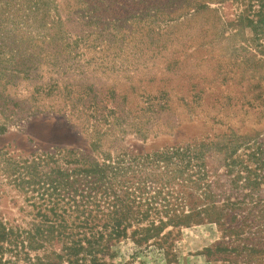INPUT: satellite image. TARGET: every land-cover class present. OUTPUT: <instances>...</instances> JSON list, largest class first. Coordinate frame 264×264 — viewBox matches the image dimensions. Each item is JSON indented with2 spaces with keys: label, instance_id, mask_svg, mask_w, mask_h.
<instances>
[{
  "label": "rangeland",
  "instance_id": "rangeland-1",
  "mask_svg": "<svg viewBox=\"0 0 264 264\" xmlns=\"http://www.w3.org/2000/svg\"><path fill=\"white\" fill-rule=\"evenodd\" d=\"M84 1L96 10L99 27L87 29L76 0H56L63 31L71 37L91 29L100 33L75 49L78 60L64 61L69 50L51 45L29 78L14 75L11 65L0 73V217L5 221L29 220L19 210L23 194L13 185L12 163L51 146L86 150L102 135L100 152L112 154L223 136L264 140V65L240 63L248 57L240 48L251 34L229 23L240 12L237 2L197 7L195 1L207 0ZM55 58L60 69L52 65ZM146 96L169 100L164 108L154 107L155 117L137 125L146 135L137 134L131 120L113 126L111 117L108 123L97 121L110 111L142 113ZM259 197L264 199V188ZM220 241L212 224L182 228L169 240L173 256L125 241L115 247L111 263L229 264L206 255ZM251 257L252 264H264V255Z\"/></svg>",
  "mask_w": 264,
  "mask_h": 264
},
{
  "label": "trees",
  "instance_id": "trees-1",
  "mask_svg": "<svg viewBox=\"0 0 264 264\" xmlns=\"http://www.w3.org/2000/svg\"><path fill=\"white\" fill-rule=\"evenodd\" d=\"M76 2L87 29L99 27L96 10L84 0ZM228 2L240 5L230 25L251 34L240 48L248 57L242 56L240 63L264 65V0L195 1V6ZM57 11L56 0H0V73L11 65L14 75L29 78L46 61L51 45L69 50L64 61H76L80 56L75 49L100 34L91 29L71 37L62 30L65 21ZM59 62L55 58L53 67L60 69ZM53 85L56 81L47 91ZM163 100L146 96L142 113L110 111L97 121L108 123L111 117L113 126L131 120L133 130L143 136L146 132L137 125L157 115L155 106L168 105ZM101 137L93 138L86 150L51 146L12 163L13 185L23 194L19 210L29 220L18 224L0 217V264H112L115 247L125 241L154 247L168 258L173 256V231L202 224L221 232V241L206 250L207 256L252 264L250 256L264 255V199L259 197L264 140L223 136L154 152L111 154L100 152ZM226 188L231 193L224 194Z\"/></svg>",
  "mask_w": 264,
  "mask_h": 264
}]
</instances>
